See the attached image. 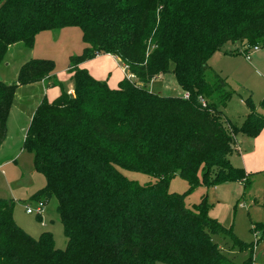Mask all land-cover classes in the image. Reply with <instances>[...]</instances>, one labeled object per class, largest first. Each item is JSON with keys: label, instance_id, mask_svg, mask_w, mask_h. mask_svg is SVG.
I'll return each instance as SVG.
<instances>
[{"label": "trees", "instance_id": "1", "mask_svg": "<svg viewBox=\"0 0 264 264\" xmlns=\"http://www.w3.org/2000/svg\"><path fill=\"white\" fill-rule=\"evenodd\" d=\"M65 27H78L85 45L69 57L74 93L44 96L22 143L45 179L29 199H56L65 246L56 248L50 231L30 236L13 218L14 201L0 198V264H252L212 240L223 234L250 248L209 216L204 194L192 208L185 198L198 186L250 183L229 155L238 151L237 132L255 136L264 115L250 97L241 125L226 123L219 107L231 92L208 60L227 42L264 45V0H0V64L10 45L32 48L38 33ZM98 54L117 57L131 77L116 88L92 77L80 65ZM54 68L32 58L15 81H0V146L17 88ZM169 73L188 97L149 89ZM119 168L156 179L140 184ZM177 175L188 189L169 192ZM252 225L264 231V222Z\"/></svg>", "mask_w": 264, "mask_h": 264}, {"label": "rangeland", "instance_id": "2", "mask_svg": "<svg viewBox=\"0 0 264 264\" xmlns=\"http://www.w3.org/2000/svg\"><path fill=\"white\" fill-rule=\"evenodd\" d=\"M59 31L63 32L64 36L55 37L53 46L45 44L39 45L42 50H38L40 47L35 49V52L42 56L34 58L51 59L55 63L52 77L49 78L47 85L54 91L50 89L46 94L48 101L59 95L62 88L64 91L73 89L71 73L68 72L69 57L80 54L85 46L78 27L51 30L54 33ZM238 48L241 52L240 42H227L219 52L235 56L221 57L216 62L217 66L213 65V59L208 61L209 70L218 71L217 73L222 70L219 74L226 80L231 98L225 106L219 107V110L225 122L236 127L241 125L248 114L246 100L250 97L253 107L259 111L256 112L264 115V79L261 76L264 69L258 65L257 67L252 60L255 53L249 55L248 59L243 52V55L227 53ZM259 51L264 54V45L259 46ZM30 52L22 43L11 46L0 64V78L8 81L7 83L15 81L19 66L31 57ZM94 58L87 60L86 68L89 71L86 70L95 79L104 80L109 86L118 77H125L123 69L126 67L122 66L119 59L110 58L104 54ZM82 67L85 68V65ZM127 74H129L128 71ZM108 75L110 83L107 81ZM148 87L152 91L163 94L182 95V90L172 73L166 74L162 79L155 77ZM16 94L8 119L7 139L0 146V198L14 201L13 218L26 233L33 238H38L43 231H50L55 247L63 249L66 238L56 212V199L53 196L48 199L40 219L38 215L26 212L27 207L35 206L36 201L30 200V196L45 184L43 175L34 169L32 154L22 147L26 131L23 124L27 123L28 117L41 100V96L35 87L29 86L21 87ZM235 139L238 151L233 150L229 155L230 162L234 167L243 168L249 175V185L245 186L243 182L233 181L208 187L198 186L185 198V204L188 208H192L204 194L208 202L209 216L216 218L226 228L231 227L232 233L239 240L250 245L249 249L239 250L229 236L212 234V240L217 243L220 250L237 263H242L251 256L253 261L264 264V231L254 230L252 225V223L264 222V212L261 207L264 195V127L255 136L238 131ZM119 169L127 178L140 184L154 182L156 179L147 173ZM199 180H201L200 175ZM187 189L188 181L184 178L177 175L170 180L169 192L182 193ZM156 264L164 263L156 262Z\"/></svg>", "mask_w": 264, "mask_h": 264}, {"label": "crops", "instance_id": "3", "mask_svg": "<svg viewBox=\"0 0 264 264\" xmlns=\"http://www.w3.org/2000/svg\"><path fill=\"white\" fill-rule=\"evenodd\" d=\"M65 28H68V27H65ZM62 29H64V28H62ZM63 31V30H62ZM61 36H64V34H63V32H61V31H59V32H57V33H54V32H51V30H46V31H42V32H40V33H38L36 36H35V41H34V44H33V47L32 48H27V49H29L31 52H30V54H31V57H29L28 59H26L25 61H27V60H29V59H32V58H34V57H40V56H42V55H39V53H36L35 52V49H36V47L38 48V47H40L41 45H47V44H50L51 46H53L54 45V43H53V41L54 40H56L55 39V37H61ZM18 43H21V42H18ZM16 44V43H15ZM23 44V43H22ZM14 44H12V45H10L9 46V48H8V50H7V52L10 50V48H11V46H13ZM24 45V44H23ZM40 45V46H39ZM242 45H244L243 43H240V46H241V48H242ZM25 46V45H24ZM16 47V46H15ZM26 47V46H25ZM53 48V47H52ZM38 50H42V48L40 47V48H38ZM253 53H255L254 54V57H253V61L255 62V64H256V66L258 65V66H260V67H262L263 69H264V54H263V52L261 53L260 51L258 52V50H257V52L256 51H254ZM252 53V54H253ZM236 54H242V53H236ZM105 56H107V57H110V58H114V59H118L117 57H115V56H113V55H111V54H104ZM243 55V54H242ZM233 56H235V55H227L226 54V52H219V51H217V52H215L210 58H209V60L208 61H210L211 59H213L212 60V63H213V65L214 66H217L216 64V62L218 61V59H220L221 57H233ZM5 57H6V54H5ZM4 57V58H5ZM97 57H100V54H98V55H96V57L94 58V59H96ZM248 59V58H247ZM251 59V58H250ZM4 60V59H3ZM24 61V62H25ZM23 62V63H24ZM23 63H21V65L23 64ZM86 64H88V62L87 61H85V62H83L80 66L82 67V66H84L85 65V69H87L86 67ZM254 64V65H255ZM20 65V66H21ZM19 66V67H20ZM122 66H123V64H122ZM257 66V67H258ZM252 67H253V65H252ZM124 67H122V69H123ZM19 69V68H18ZM88 71H89V69H87ZM124 70V75L125 76H127L128 74H127V69H123ZM218 72V71H217ZM17 73H18V70H17ZM17 73H16V76H17ZM53 73V72H52ZM52 73L50 74V76H48L47 78H45V79H43L42 81H40V82H37V83H33V84H27V85H21V86H19L18 88H17V90H16V93H17V91L21 88V87H26V86H29V87H35L36 88V90L39 92V95L41 96V99L45 96L46 97V94L49 92V90L51 89V91H54V89L53 88H48L47 87V85H48V83H49V78L50 77H52ZM219 73H222V70H219ZM262 74H264V70L261 72ZM260 74V73H259ZM261 74V76H262V78L264 79V75H262ZM16 78V77H15ZM123 77H118L117 79H115V80H113L112 81V83H110V76L108 75V83H110L109 84V86L111 87V88H115V87H117V84H118V81H120L121 79H122ZM163 77H159V79H162ZM0 81H3L1 78H0ZM3 82H6V81H3ZM8 82V81H7ZM6 82V83H7ZM10 83V82H9ZM150 84V83H149ZM70 90H73V89H69L68 91H70ZM15 93V97H16V94ZM182 95H183V92H182ZM57 96V95H56ZM55 96V97H56ZM54 97V98H55ZM15 99V98H14ZM40 102V101H39ZM11 109H12V107H11ZM255 111H258L256 108H255ZM10 112H11V110H10ZM33 112H34V110H33ZM33 112L30 114V117H28V121H27V123H25V124H23V126H25V128L27 129V127H28V124H29V122H30V119H31V117H32V114H33ZM259 112V111H258ZM260 114V113H259ZM261 115H263V114H261ZM9 117H10V113H9V116H8V119H9ZM8 119H7V125H8ZM7 132H8V127H7ZM7 139V133H6V138H5V140ZM4 140V141H5ZM4 143V142H3ZM2 143V144H3ZM2 146V145H1ZM47 205V204H46ZM257 262V261H256Z\"/></svg>", "mask_w": 264, "mask_h": 264}, {"label": "built area", "instance_id": "4", "mask_svg": "<svg viewBox=\"0 0 264 264\" xmlns=\"http://www.w3.org/2000/svg\"><path fill=\"white\" fill-rule=\"evenodd\" d=\"M258 44L253 45V46H243L242 47V52L243 54L246 56V58H249V55H251L254 51H257L259 49ZM128 77H131L129 74L127 75ZM69 94L73 95V90L68 91ZM183 96L184 97H188V93L187 92H183ZM45 203L42 200H37L35 202V206L34 208L31 207H27L26 208V212L28 214H35V215H42L44 213V209H45ZM252 264H258L256 261H253Z\"/></svg>", "mask_w": 264, "mask_h": 264}]
</instances>
